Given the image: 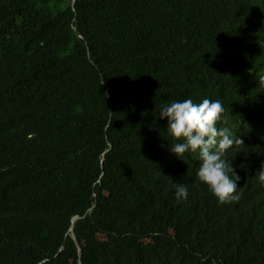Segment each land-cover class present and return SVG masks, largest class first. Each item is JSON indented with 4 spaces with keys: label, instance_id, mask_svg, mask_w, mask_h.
<instances>
[{
    "label": "trees",
    "instance_id": "trees-1",
    "mask_svg": "<svg viewBox=\"0 0 264 264\" xmlns=\"http://www.w3.org/2000/svg\"><path fill=\"white\" fill-rule=\"evenodd\" d=\"M245 4L0 0V264H264L250 150L232 155L238 202L184 179L178 199L160 176L167 141L150 95L179 58L222 102L217 127L263 132L257 85L231 59L252 26ZM219 63L231 79L210 75Z\"/></svg>",
    "mask_w": 264,
    "mask_h": 264
},
{
    "label": "clouds",
    "instance_id": "clouds-1",
    "mask_svg": "<svg viewBox=\"0 0 264 264\" xmlns=\"http://www.w3.org/2000/svg\"><path fill=\"white\" fill-rule=\"evenodd\" d=\"M75 1L72 0L73 5ZM245 3L252 26L241 31L239 45L231 59L237 74L253 79L257 85L258 121L264 123V31L255 33L264 30V0H245ZM73 28L77 30L75 24ZM180 63L178 58L170 67L175 78L163 74L150 91L167 141L160 176L167 185L176 182L178 199H187L189 194L187 186L180 183L184 179L189 185L199 180L207 184L222 204L238 202L237 182L241 177L235 172L232 155L248 148L255 160L256 179L264 184V131L256 133L249 141L232 134L227 127H217L225 111L222 102L206 93L205 84L188 80ZM210 75L233 77L232 71L220 63ZM213 81L220 86L217 79ZM78 219L75 217L74 223ZM70 234L75 238L73 226Z\"/></svg>",
    "mask_w": 264,
    "mask_h": 264
}]
</instances>
